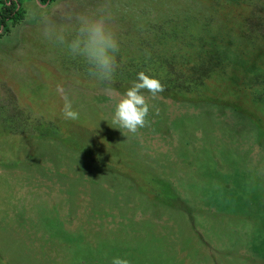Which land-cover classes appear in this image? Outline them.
<instances>
[{
	"label": "rangeland",
	"instance_id": "rangeland-1",
	"mask_svg": "<svg viewBox=\"0 0 264 264\" xmlns=\"http://www.w3.org/2000/svg\"><path fill=\"white\" fill-rule=\"evenodd\" d=\"M91 2L21 0L0 37V264H264V0H113L111 95L141 70L180 83L145 93L135 136L34 19Z\"/></svg>",
	"mask_w": 264,
	"mask_h": 264
},
{
	"label": "clouds",
	"instance_id": "clouds-1",
	"mask_svg": "<svg viewBox=\"0 0 264 264\" xmlns=\"http://www.w3.org/2000/svg\"><path fill=\"white\" fill-rule=\"evenodd\" d=\"M115 9L113 0H92L78 9L69 6L55 14L41 12L34 19L45 41L65 50L73 59L82 60L87 75L105 87L114 104L111 125L120 129L124 136H135L146 127L152 107L145 93L156 98L165 91V86L155 74L141 70L123 93L111 95L109 86L119 67L117 54L120 51ZM56 91L63 100V118L78 119L79 112L74 109L63 85L58 84ZM112 264H130V261L114 257Z\"/></svg>",
	"mask_w": 264,
	"mask_h": 264
},
{
	"label": "trees",
	"instance_id": "trees-1",
	"mask_svg": "<svg viewBox=\"0 0 264 264\" xmlns=\"http://www.w3.org/2000/svg\"><path fill=\"white\" fill-rule=\"evenodd\" d=\"M21 0H0V37H3L4 35L8 34L11 31L12 27H15L19 25L24 19H25V10L21 7L20 4ZM43 4L49 3V1L54 0H39ZM182 71L184 69H181ZM214 71L211 72L210 75L203 77L198 76L196 78H191L187 81H185L183 86H187L185 88L189 90L196 89L199 85H205L207 86L206 79L210 80L214 76ZM202 79L201 82L198 80ZM165 86V89H175L180 88L176 81H173L172 83L169 82H162ZM198 85V86H197ZM199 86V87H202ZM243 89L240 88L239 91H242Z\"/></svg>",
	"mask_w": 264,
	"mask_h": 264
}]
</instances>
